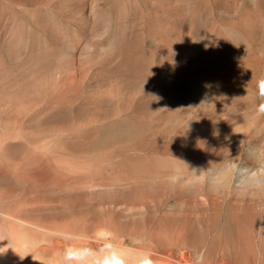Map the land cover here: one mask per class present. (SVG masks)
Returning a JSON list of instances; mask_svg holds the SVG:
<instances>
[{
	"label": "rangeland",
	"instance_id": "1",
	"mask_svg": "<svg viewBox=\"0 0 264 264\" xmlns=\"http://www.w3.org/2000/svg\"><path fill=\"white\" fill-rule=\"evenodd\" d=\"M262 75L264 0H0V196L31 233L50 215L120 246L263 240L264 195L213 183L236 158L255 167ZM28 248L25 264L55 258Z\"/></svg>",
	"mask_w": 264,
	"mask_h": 264
},
{
	"label": "bare ground",
	"instance_id": "2",
	"mask_svg": "<svg viewBox=\"0 0 264 264\" xmlns=\"http://www.w3.org/2000/svg\"><path fill=\"white\" fill-rule=\"evenodd\" d=\"M12 147V146H11ZM24 147V146H23ZM2 148V147H0ZM14 148V146H13ZM18 148V146H17ZM19 149V148H18ZM25 149V148H24ZM32 149V148H31ZM28 150V148H27ZM26 150V151H27ZM30 150V148H29ZM28 150V151H29ZM10 151V150H9ZM11 150L10 152H12ZM17 151V150H16ZM15 151V152H16ZM27 151V153H28ZM25 152V151H24ZM31 154V151H29ZM32 152H34L32 150ZM1 154V153H0ZM19 154H22V152ZM18 154V155H19ZM25 154V153H24ZM17 156V155H16ZM11 157V156H8ZM19 157V156H18ZM24 159V158H23ZM25 161V160H24ZM12 162V161H11ZM2 170V169H1ZM6 171V170H5ZM9 171V170H8ZM13 171V170H12ZM4 173V172H3ZM6 175V173H4ZM3 174V175H4ZM14 174V173H13ZM16 174V173H15ZM12 175V174H11ZM22 175V174H21ZM2 176V175H1ZM7 177V176H6ZM5 177V178H6ZM15 177V175H14ZM22 177V176H21ZM4 179V177H2ZM9 178V177H8ZM19 178V177H18ZM11 179V178H10ZM26 179V178H25ZM52 179V178H51ZM50 179V180H51ZM5 180V179H4ZM1 181V180H0ZM3 181V180H2ZM9 181V180H7ZM22 181V180H20ZM41 181V180H40ZM80 181V180H79ZM85 181V180H84ZM30 182V181H29ZM1 183V182H0ZM13 183V182H12ZM15 183V182H14ZM13 183V184H14ZM18 182L17 185H19ZM23 183V182H22ZM42 183V182H41ZM53 183V182H51ZM12 184V185H13ZM21 184V183H20ZM49 184V183H48ZM54 184V183H53ZM91 184V183H90ZM149 184V183H148ZM16 183L14 188L17 186ZM29 185V184H28ZM44 185V184H43ZM82 185V184H81ZM89 185V184H88ZM138 185V184H137ZM146 185V184H145ZM1 186V185H0ZM27 186V185H26ZM25 186V188H26ZM31 186V185H30ZM34 185H32L33 187ZM37 186V185H35ZM49 186V185H48ZM47 186V187H48ZM114 186V185H113ZM149 186V185H146ZM145 186V188H146ZM12 187V186H11ZM21 187V186H20ZM28 187V186H27ZM90 187V186H89ZM23 188V187H22ZM31 188V187H30ZM34 188V187H33ZM38 188V186L36 187ZM53 188V187H52ZM136 188V187H135ZM1 189V188H0ZM41 189V188H40ZM15 190V189H14ZM36 190V189H35ZM108 190V189H107ZM106 190V191H107ZM22 191V189H21ZM34 191V190H32ZM38 191V190H37ZM36 191V192H37ZM50 191V190H48ZM7 192V191H6ZM17 192V191H16ZM24 192V191H23ZM22 192V193H23ZM26 192V191H25ZM28 192V191H27ZM45 192V191H44ZM47 192V191H46ZM51 192V191H50ZM70 192V191H69ZM113 192V191H112ZM15 193V192H14ZM18 193V192H17ZM20 193V191H19ZM31 193V192H30ZM43 193V192H42ZM54 193V192H53ZM71 193V192H70ZM91 193V191H90ZM105 193V192H104ZM10 194V193H9ZM40 194V193H39ZM51 194V193H50ZM145 194V193H144ZM15 195V194H14ZM30 195V194H29ZM98 195V194H97ZM113 195V194H112ZM11 196V195H10ZM16 196V195H15ZM27 196V195H26ZM24 195V197H26ZM33 196V195H32ZM51 196V195H50ZM23 197V198H24ZM30 197V196H29ZM35 197V196H34ZM39 197V196H38ZM41 197V196H40ZM48 197V196H47ZM87 197V196H86ZM182 197V196H180ZM17 198V197H16ZM22 198V197H21ZM51 198V197H50ZM158 198V197H157ZM160 198V197H159ZM12 199V198H11ZM10 197L9 200L11 201ZM14 199V198H13ZM26 199V198H25ZM35 199V198H34ZM33 199V200H34ZM40 199V198H39ZM45 199V198H44ZM60 199V198H59ZM81 199V198H80ZM168 199V198H167ZM7 199L0 196V264H25L22 257V251L25 245H29L27 252L36 251H51L56 254L62 251L70 242L65 241L60 237V233H72L70 228H67V218L65 220H56L52 216H47L43 220L41 225L42 229L38 232H29L28 227L32 226L26 222L27 218H23L22 214H19L15 208L10 204H7ZM16 200V199H15ZM19 200V199H18ZM24 200V199H23ZM30 200V199H29ZM32 200V199H31ZM47 200V199H46ZM51 200V199H50ZM89 200V199H88ZM111 200V199H110ZM26 201V200H25ZM23 201V202H25ZM35 201V200H34ZM38 201V200H37ZM43 201V200H41ZM40 201V202H41ZM45 201V200H44ZM49 201V200H47ZM159 201V200H158ZM27 202V201H26ZM32 202V201H31ZM39 202V201H38ZM37 202V203H38ZM46 202V201H45ZM52 202V201H51ZM110 202V201H109ZM196 202V201H195ZM18 203V202H17ZM28 203V202H27ZM35 203V202H34ZM42 203V202H41ZM147 203V202H146ZM144 203V204H146ZM177 203V202H176ZM53 204V203H52ZM56 204V203H55ZM112 204V203H111ZM121 204V203H120ZM125 204V203H124ZM14 205V204H13ZM17 205V204H16ZM28 205V204H27ZM33 204H30V207ZM45 205V203H44ZM48 205V204H46ZM100 205V204H99ZM155 205V204H154ZM166 205V204H165ZM180 205V204H179ZM15 206V205H14ZM40 206V205H39ZM50 206V205H48ZM109 206V205H108ZM111 206V205H110ZM131 206V205H130ZM181 206V205H180ZM18 207V206H17ZM27 207V208H30ZM35 207V204L33 205ZM41 207V206H40ZM164 207V206H163ZM195 207V206H194ZM44 208V207H41ZM47 208V206H46ZM52 208V207H51ZM87 208V207H86ZM21 209V208H20ZM40 209V208H39ZM77 209V208H76ZM127 209V208H126ZM133 209V207H132ZM172 209V208H171ZM180 209V208H179ZM182 209V208H181ZM22 210V209H21ZM47 210V209H44ZM128 210V209H127ZM149 210V209H148ZM26 211V210H25ZM55 211V210H54ZM93 211V210H92ZM103 211V210H102ZM22 213V211H20ZM28 212V211H27ZM36 212V211H35ZM44 212V211H43ZM51 212V211H49ZM79 212V211H78ZM25 213V212H24ZM42 213V212H41ZM46 213V212H45ZM56 213V212H55ZM54 213V214H55ZM38 214V212H37ZM50 214V213H49ZM120 214V213H119ZM34 215V214H33ZM162 215V214H161ZM195 215V214H194ZM198 215V214H197ZM202 215V214H201ZM56 216V215H54ZM74 216V215H73ZM95 216V215H94ZM100 216V215H99ZM98 216V217H99ZM109 216V215H108ZM130 216V215H129ZM167 216V215H166ZM65 217V216H64ZM79 217V216H78ZM97 217V218H98ZM134 217V216H133ZM170 217V216H169ZM188 217V216H187ZM36 218V217H35ZM31 216L30 221H36L35 226L38 225V220ZM41 218V217H40ZM45 218V217H44ZM140 218V217H139ZM88 219V218H87ZM107 219V218H106ZM152 219V218H151ZM41 219H39L40 221ZM90 220V219H89ZM128 220V219H127ZM198 220V219H197ZM87 221V220H85ZM107 221V220H106ZM139 221V220H138ZM146 221V220H145ZM194 221V220H193ZM70 222V221H69ZM100 222V221H99ZM108 222V221H107ZM198 222V221H197ZM33 223V222H32ZM90 223V222H89ZM110 223V222H109ZM108 223V224H109ZM135 223V222H134ZM163 223V222H162ZM86 224V223H85ZM92 224V223H90ZM134 225V224H133ZM201 225V223H200ZM79 226V225H78ZM82 226V225H81ZM80 226V227H81ZM85 226V225H84ZM91 226V225H90ZM37 227V226H36ZM98 227H111L106 224L94 225L82 230L81 235L85 237L84 240L75 241L76 244H87L91 247H98L94 240L93 233ZM242 228V227H241ZM33 229V227L31 228ZM36 229V228H35ZM219 229V228H218ZM77 230V229H76ZM79 230V229H78ZM131 231V230H130ZM231 231V230H230ZM244 231V230H243ZM258 231V230H257ZM264 231V230H263ZM81 232V230H80ZM183 232V231H182ZM216 232H219L216 230ZM245 233V231H244ZM216 234V233H215ZM246 234L247 230H246ZM256 234V233H255ZM173 235V234H172ZM237 235V234H236ZM241 235V234H239ZM262 235V234H261ZM264 235V234H263ZM212 236V235H211ZM215 236V235H214ZM208 239L206 243H200L195 246H179L172 249L165 245L159 247L150 248L153 253V257L156 264H194L195 257L199 253H203L205 257V264H264V239L253 241L250 239H243L236 236L233 238L232 234L222 229L221 232L215 238ZM244 236V235H243ZM248 237V235H246ZM165 237V236H164ZM258 237V236H257ZM141 238V237H140ZM237 238V239H236ZM120 239V238H119ZM177 239V238H176ZM149 240V239H148ZM256 240V239H255ZM176 241V240H175ZM122 242V240H120ZM118 244L120 245L119 241ZM157 244V243H156ZM171 246V245H170ZM174 247V246H173ZM38 253V252H37ZM31 254V253H30ZM24 255V254H23ZM38 255V254H37ZM46 255V254H45ZM28 256V255H27ZM53 256V255H52ZM30 257V255H29ZM34 257V256H33ZM32 257V258H33ZM31 259V258H30ZM38 259V258H37ZM25 260V259H24ZM41 260V259H40ZM47 260V259H46ZM49 261V260H48ZM33 262V261H32ZM41 262V261H40ZM27 263V262H26ZM29 263V262H28ZM37 263V262H36ZM30 264V263H29ZM39 264V263H38Z\"/></svg>",
	"mask_w": 264,
	"mask_h": 264
},
{
	"label": "clouds",
	"instance_id": "3",
	"mask_svg": "<svg viewBox=\"0 0 264 264\" xmlns=\"http://www.w3.org/2000/svg\"><path fill=\"white\" fill-rule=\"evenodd\" d=\"M256 96L258 104L255 106L257 116H264V75L255 81ZM218 134V133H215ZM255 167H242L237 158L232 160L214 178V186L222 189L225 183L232 179L244 186L254 197L264 195V145L253 151ZM187 182L188 186L195 187L206 181L208 172H201ZM169 183H176L179 179L177 174L166 178ZM65 241L70 243L55 258L47 264H156L153 253L147 249L145 240L135 238L130 246H120L117 242L116 233L108 227H98L93 237L98 247H91L87 244H76L75 241L84 240L81 234L60 233L58 234ZM194 264H205L204 254L196 255Z\"/></svg>",
	"mask_w": 264,
	"mask_h": 264
}]
</instances>
